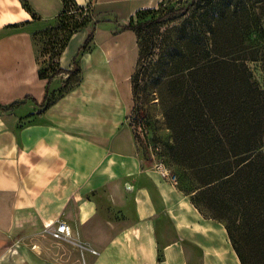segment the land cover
<instances>
[{"label":"crops","instance_id":"obj_1","mask_svg":"<svg viewBox=\"0 0 264 264\" xmlns=\"http://www.w3.org/2000/svg\"><path fill=\"white\" fill-rule=\"evenodd\" d=\"M61 7V0H0V104L36 100L0 109V264H241L224 224L203 218L142 163L127 128L101 126L98 109L74 112L80 92L39 111L45 79L38 77L32 33ZM99 30L106 32L96 29L97 46ZM124 33L131 31L117 37ZM84 35L71 36L60 66L70 67ZM97 49L84 65L93 69L86 80L91 106L120 85L111 68L121 60L107 59L112 47ZM58 221L70 236H52ZM62 241L73 246L61 249Z\"/></svg>","mask_w":264,"mask_h":264},{"label":"trees","instance_id":"obj_2","mask_svg":"<svg viewBox=\"0 0 264 264\" xmlns=\"http://www.w3.org/2000/svg\"><path fill=\"white\" fill-rule=\"evenodd\" d=\"M61 2L54 18L32 33L34 44L36 37L44 38L40 56L57 59L48 73L38 68V77L45 79L40 112L55 103L48 100L54 77L80 72L78 56L91 47L99 24L109 20L94 13L89 1ZM163 3L139 8L126 20L114 17V31L130 30L136 36L138 56L131 75L132 93L154 87L173 133L170 148L174 156L180 161L189 159L186 149L192 143V174L199 178L192 203L204 201L214 218L225 222L241 264H252L239 240V227L246 226L244 235L256 243L255 250L264 264V87L253 79L247 65L248 60L264 63V0H179L170 8ZM22 6L33 19H40L26 1ZM188 13L192 29L186 26ZM177 19L181 21L173 29L176 41H162L155 56L157 41L152 31ZM81 30L85 35L71 66H60L62 51L71 36ZM36 58L38 63L37 54ZM66 83L61 81L63 88ZM28 98L36 102L25 95L0 104V109L12 110Z\"/></svg>","mask_w":264,"mask_h":264},{"label":"rangeland","instance_id":"obj_3","mask_svg":"<svg viewBox=\"0 0 264 264\" xmlns=\"http://www.w3.org/2000/svg\"><path fill=\"white\" fill-rule=\"evenodd\" d=\"M88 1L91 2L94 13L104 15L103 17L109 19L103 21L98 26V28L105 29L106 32L99 30L95 36L98 46L93 42L87 51L82 52L78 56L80 65V72L78 74L68 77L67 74L62 73L54 77L49 87L48 100H55L56 102L69 93L74 96L80 92L79 96L76 98L78 103L75 106L76 110L74 112L79 114L88 109H98L100 110V116L97 119L100 120L101 126L105 127L110 123L111 125H116L117 130H120L122 127L127 128L131 133L137 157L142 163L144 162L151 168L157 169L159 172L160 170H167L168 174L174 175L175 181L172 182L168 178L167 179L174 184L175 189L180 192L179 194L182 199L193 205L203 218L214 219L221 223H225L221 219L214 218V214L205 206L204 201L200 202L199 205L192 203L193 190L199 185V178H196V174H192V143L186 149V151L189 152V159L180 161V157L176 158L174 156V151L170 148V145L173 143V133L167 127L161 106L162 104L156 98L157 95L155 94L154 87L149 85L147 88L142 87V89L134 93V95L132 93L131 75L134 72L138 56L136 36H134L135 34L131 31V34L124 33L120 37H117L120 32L112 29L115 26V18L126 20L134 14L137 9L143 7H157L158 3L161 1L164 2L163 4L167 8L174 7L179 0H87L86 2ZM186 16L189 18V23L186 25L187 29H192V16L189 13ZM180 21L181 19L167 22L165 25L152 31V36L156 38L155 40L157 41L156 48L154 49L155 56H157L160 51V44L162 41L166 40L167 43L169 41H176L177 32L173 29L175 26L179 25ZM261 22L264 26V18H262ZM36 38L34 46L38 56V68H45L48 73L50 71L49 68H52L56 64L57 59L49 57L48 55L40 56L44 38L42 36ZM252 39H255L254 35H252ZM104 46L113 48L106 54L107 59H112V57L116 55V59L121 60L120 64L122 66L118 64V70L111 68L113 72L118 71L117 80L120 85L118 86V83L115 84L107 97L103 99L102 97L100 99L94 98V100H98L99 103L96 104V106H91V104H89L91 100L90 93L94 91H92L90 85L86 84V80L93 69L91 67L86 68L84 65L86 61L93 58V53L96 51L97 47V50H100V48ZM116 46L123 49L116 50ZM247 65L252 72L253 79L259 86L264 87V63L261 60H248ZM90 66H93V64ZM62 80L67 81L65 88L61 85ZM117 86L119 87L118 89ZM69 99L75 100V98L71 96L67 99V102ZM85 102L87 103L83 104ZM38 109L40 110V107ZM84 122L86 121L84 120ZM183 155L187 156L186 153H183ZM239 234H241L239 239L240 243L243 244V248L246 250L250 262H253L252 264H263L262 256L255 250V248L257 249L256 243L247 240V237L244 235L246 234V226L240 225ZM70 246H73V244L68 241H62L59 245L61 249Z\"/></svg>","mask_w":264,"mask_h":264},{"label":"built area","instance_id":"obj_4","mask_svg":"<svg viewBox=\"0 0 264 264\" xmlns=\"http://www.w3.org/2000/svg\"><path fill=\"white\" fill-rule=\"evenodd\" d=\"M160 173L172 182L175 181V176L168 174L167 170H160ZM51 234L54 238L68 237L71 234V228L64 221H58L55 227L51 230ZM91 251L95 252L96 250L91 249Z\"/></svg>","mask_w":264,"mask_h":264}]
</instances>
